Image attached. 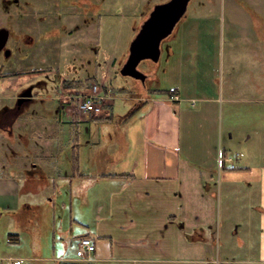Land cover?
I'll return each instance as SVG.
<instances>
[{
    "label": "rangeland",
    "instance_id": "374dc122",
    "mask_svg": "<svg viewBox=\"0 0 264 264\" xmlns=\"http://www.w3.org/2000/svg\"><path fill=\"white\" fill-rule=\"evenodd\" d=\"M53 1L0 0V29L9 30L6 48L11 50L9 57L0 56V176L17 178L21 205L43 208L42 213L32 214V223L0 210V264L9 257L30 262L33 255L52 258L54 245L56 254L64 250L63 239L69 242V255L75 256V236L61 232L69 215L79 219L86 215L93 223L106 213L109 197L120 184L100 175L110 170L111 153L119 154L116 124L135 104V81L121 76L119 70L140 23L142 0H106L101 2L100 14L88 12L83 18L64 17L58 22L60 12L67 10ZM150 1L153 6L160 0ZM178 33L177 40L162 44L158 64L140 65L144 73L153 70L148 87L160 94L180 78L174 65L182 61L185 68L198 61L197 68L192 65L198 94L217 99L225 128H230L224 131V152L235 157L236 168L242 169L245 160L264 169V0H192ZM27 36L32 44L26 43ZM196 45L198 51H192ZM173 48L176 55L171 57ZM95 71H99L98 83L114 95L107 116L113 120L89 117L104 111L83 114L85 120L73 118L77 114L66 103L70 91L58 96L61 79L88 78ZM11 74L17 75L8 77ZM137 84L140 94L141 82ZM28 88L34 89V100L15 114L17 100ZM61 107L69 120L61 121ZM54 185L64 194L53 203ZM82 191L86 195L80 197ZM257 195L247 191L245 200L234 193V200L243 202L242 197L250 204L261 203ZM86 198L87 206L82 204ZM220 203L225 206L224 195L219 194ZM223 247L222 241V251Z\"/></svg>",
    "mask_w": 264,
    "mask_h": 264
},
{
    "label": "crops",
    "instance_id": "0c3cea01",
    "mask_svg": "<svg viewBox=\"0 0 264 264\" xmlns=\"http://www.w3.org/2000/svg\"><path fill=\"white\" fill-rule=\"evenodd\" d=\"M175 48L171 57L176 55ZM198 49L196 45L192 51ZM197 62L185 68L182 61L173 66L180 78L165 90H174L177 101L166 94L144 97L137 93L139 84H134L132 100L138 106L134 115L127 120L123 116L116 124L119 154L111 153V171L100 175L120 183L109 197L108 210L93 223L86 215L79 219L72 213L66 228L61 229L75 236L71 243L76 250L82 239L93 241L96 251L91 260L70 256L69 242L63 239L64 250L58 255L54 245L52 258L33 255L31 262L24 257L2 262L10 264L20 258L24 264H264V169L251 167L245 160L240 163L242 169H231L227 162L221 167V157H230L223 149L224 131L230 128H225L217 99L198 94L192 68ZM106 103L104 113L89 117L113 120L107 116L114 101ZM59 115L61 121L69 120L62 107ZM75 116L88 119L72 114ZM53 189L56 195L50 202L54 203L64 193L56 191L55 185ZM247 191L261 195V203L244 202ZM11 193L13 198L7 199ZM234 193L243 196V202L237 203ZM219 194L220 198L224 195L225 206H219ZM84 195L82 191L80 197ZM19 196L17 178L0 176V210L32 223V214L42 213L43 208L21 205ZM85 203L87 206L88 198ZM74 223L79 225L77 229Z\"/></svg>",
    "mask_w": 264,
    "mask_h": 264
},
{
    "label": "water",
    "instance_id": "95a60500",
    "mask_svg": "<svg viewBox=\"0 0 264 264\" xmlns=\"http://www.w3.org/2000/svg\"><path fill=\"white\" fill-rule=\"evenodd\" d=\"M190 1L170 0L155 6L129 45L128 57L119 70L121 76L140 81L145 85L148 75L140 70V65L145 61L159 63L163 42L173 34L176 25L186 14ZM9 38V30L0 29V54L5 50L6 57L11 54L10 50L5 49ZM30 95H32L31 92L22 95L18 106L28 101L27 97Z\"/></svg>",
    "mask_w": 264,
    "mask_h": 264
},
{
    "label": "flooded vegetation",
    "instance_id": "af4514ba",
    "mask_svg": "<svg viewBox=\"0 0 264 264\" xmlns=\"http://www.w3.org/2000/svg\"><path fill=\"white\" fill-rule=\"evenodd\" d=\"M170 0H160L157 3H155L153 6H151V1L150 0H146L145 2L142 0L140 1L142 3L141 5V10H139V16H140V23L139 25L135 28L136 33L140 30L142 24L144 23V21H146L151 12L154 10L155 6L159 5V4H164L169 2ZM192 1V0H191ZM191 1L189 2V5L191 3ZM104 4L106 2V0H54L53 3H55L56 7H60L59 9L62 11L67 10L65 12H60V15L58 16V18H56L57 22L58 21H62V19L64 17H66L68 20L69 19H75L78 16L80 17L82 15V18L88 13V12H92V14L94 13H99L100 14V10L102 9V3ZM15 3H18V0H15ZM188 5V8H189ZM149 8V9H147ZM187 13V12H186ZM66 15V16H64ZM185 16V15H184ZM184 18V17H183ZM182 18V19H183ZM181 19V21H182ZM88 20L85 19L84 24L87 22ZM180 21V22H181ZM180 22L176 25L173 34L167 38L163 43L165 42H171L175 37L176 34L178 32V26L180 24ZM26 43L27 44H32L33 40L31 37L27 36L26 37ZM9 42V41H8ZM7 47V46H6ZM6 50H10L9 48H5ZM11 51V50H10ZM5 50H3L0 54V56H6L5 55ZM11 55V54H10ZM126 60H124L125 62ZM124 62L121 63V66L124 64ZM146 63H150V64H154L151 61H145ZM152 69L149 70V72H147L146 74L148 75L147 80L152 77ZM147 80L145 85L142 84L144 86L145 89H149L148 84H147ZM31 92L32 95H30V97H27L28 101L24 102L20 107L18 106V102L19 99L21 98L22 95H24L25 93H29ZM34 100V89L33 88H28L27 90H25L24 92L21 93V95L19 96L18 100H17V104H16V113L15 114H19L23 111V109L25 108V106L29 105L30 103H32Z\"/></svg>",
    "mask_w": 264,
    "mask_h": 264
},
{
    "label": "built area",
    "instance_id": "2783aa9c",
    "mask_svg": "<svg viewBox=\"0 0 264 264\" xmlns=\"http://www.w3.org/2000/svg\"><path fill=\"white\" fill-rule=\"evenodd\" d=\"M71 93L66 103L70 104L76 113L97 115L104 111L106 102L113 98L112 92L108 91L104 86L94 83L88 90V93L82 91L67 92ZM61 96V95H60ZM60 99V98H59ZM173 101H177V96H171ZM195 103V102H194ZM77 104V105H76ZM227 162L231 169H235V157H228L220 159V164ZM96 251V246L90 238L82 239L78 249L76 250V257L78 261H89L91 256ZM11 264H24V260L17 258L12 259Z\"/></svg>",
    "mask_w": 264,
    "mask_h": 264
},
{
    "label": "trees",
    "instance_id": "16d2710c",
    "mask_svg": "<svg viewBox=\"0 0 264 264\" xmlns=\"http://www.w3.org/2000/svg\"><path fill=\"white\" fill-rule=\"evenodd\" d=\"M99 65V64H98ZM97 70V69H96ZM17 74L15 75H10L8 77H15ZM98 75H99V71H95L94 75L92 76H89L88 78H81V79H69V80H65V79H61L60 82H59V91L62 89V85L65 86L66 89L68 90H88L90 89V87L94 84V83H98ZM135 83L137 84L138 81H135ZM125 91V89H124ZM141 91L144 93L147 91V95H144L145 96H149V95H155L157 94L156 90H150L149 89H145L144 86L141 84V87H140V93ZM175 91L174 90H165V91H161L160 94H166L168 96H172L174 95ZM138 105H134L133 108L129 111V113L124 116V120H127L128 118H130L132 115H134V112L136 111V108H137ZM101 120H104L105 118H99ZM75 163L78 164V160L75 159Z\"/></svg>",
    "mask_w": 264,
    "mask_h": 264
}]
</instances>
